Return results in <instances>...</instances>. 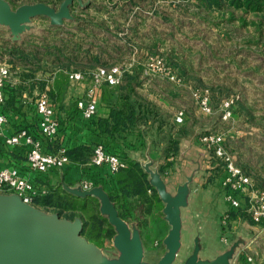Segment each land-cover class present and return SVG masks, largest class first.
Masks as SVG:
<instances>
[{"label": "rangeland", "instance_id": "rangeland-1", "mask_svg": "<svg viewBox=\"0 0 264 264\" xmlns=\"http://www.w3.org/2000/svg\"><path fill=\"white\" fill-rule=\"evenodd\" d=\"M4 1L12 10L41 3L59 17L46 11L28 14L15 32L0 19V61L9 64L10 85L22 82L13 106L35 107L39 82L51 77L46 72L56 71L50 84L58 83L60 92L47 94L53 104L60 100L62 110L73 99L77 104L85 98L99 67L119 68L122 82L103 85L101 98L113 101L125 94L147 106L150 122L138 120L135 128L155 146L164 147L174 134L179 152L181 139H190L191 147H201L203 158L214 166L219 185L231 177L230 163L249 176V184L232 194L257 227L258 254L252 260L264 264V12L226 5L209 9L197 0ZM62 62H69V68L61 69ZM73 73L83 78H70ZM30 85L37 93L23 96ZM179 111L183 119L177 122ZM0 194H7L2 187ZM32 206L81 221L78 214L69 219L68 210L60 213L52 205ZM249 207L261 214L259 220ZM97 245L108 264L117 262L121 251L112 238L102 236ZM149 254V260L156 258Z\"/></svg>", "mask_w": 264, "mask_h": 264}, {"label": "crops", "instance_id": "crops-1", "mask_svg": "<svg viewBox=\"0 0 264 264\" xmlns=\"http://www.w3.org/2000/svg\"><path fill=\"white\" fill-rule=\"evenodd\" d=\"M55 73L56 71H52L45 74L51 76V79L55 77ZM50 79H43L46 80L43 91L47 92L54 86L53 83L50 84ZM15 80L20 81L17 78ZM40 92L42 90H39ZM36 93L37 89L33 88L32 94ZM27 94V91H24L22 95ZM52 105L55 117L59 121V129L56 136L49 143H45L50 151H66L70 147L87 142L94 146L99 143L113 146L109 138L100 133L92 121L82 116L80 109L75 106L74 99L71 105L64 106L62 110L60 100ZM109 112L110 105L101 98L95 119L107 118ZM7 118V122L0 127L2 160L0 166L17 167L22 175L43 188L45 192L42 195L54 187L79 197L88 195L84 194L87 190L101 189L117 208L118 214L120 212L126 214L123 217L119 216L128 223L130 232L141 242L142 263L155 264L168 249L165 240L172 229V224L164 212L165 202L162 197L164 194L182 198L181 203L174 206L180 219V246L170 264H260V260L247 259L248 255L258 254L255 248L256 225L252 223L249 215H244L243 205L237 208L231 206L227 199V195L233 193L230 185L224 184L225 180L221 182L222 186L219 185L214 166L203 158L205 155L201 147L197 145L191 147L190 139L182 138L179 152L168 158L162 151V146H155L154 142L152 143L153 139L145 135L128 136L126 140H119L118 149L123 159L140 163L148 173L150 183L155 187L161 201L160 208L152 206L148 213L140 212L141 210L127 212L120 205L121 201L112 200V197L120 192L114 179L116 171H112L108 165L95 166L88 156L82 164L69 162L64 167L39 172L29 167L25 145L4 144V137L11 135L20 127L26 128L35 136H40L35 107L31 111L25 107L7 108ZM196 140L193 142L196 143ZM4 150L9 152L5 153ZM167 161L170 164L166 166ZM84 183H89L87 189L83 187ZM89 195L99 200L103 214L99 196ZM132 199L134 198L129 197L127 201ZM34 205L48 207L42 204ZM103 215L108 219L106 214ZM114 230L116 233L112 239L115 245L114 239L117 234L115 227ZM156 240L159 244H156ZM151 249L152 253L149 254ZM147 254L156 258L149 260Z\"/></svg>", "mask_w": 264, "mask_h": 264}, {"label": "water", "instance_id": "water-1", "mask_svg": "<svg viewBox=\"0 0 264 264\" xmlns=\"http://www.w3.org/2000/svg\"><path fill=\"white\" fill-rule=\"evenodd\" d=\"M44 11L56 20L59 18L41 3L12 10L0 0V19L14 32L28 14ZM84 194L99 196L102 213L117 230L114 242L121 255L115 264H146L141 262L139 238L130 232L128 223L119 216L109 197L99 188L87 190ZM162 197L172 229L165 240L168 249L155 264H170L180 246V219L174 206L181 203L182 198L164 194ZM81 229L80 220L71 221L45 213L22 202L15 194H0V264H108L102 249L83 237Z\"/></svg>", "mask_w": 264, "mask_h": 264}, {"label": "trees", "instance_id": "trees-1", "mask_svg": "<svg viewBox=\"0 0 264 264\" xmlns=\"http://www.w3.org/2000/svg\"><path fill=\"white\" fill-rule=\"evenodd\" d=\"M200 6H206L209 9H221L224 5L233 8H242L244 10H252L256 12H264V0H197ZM93 59L98 61V56L94 55ZM60 67V66H59ZM61 69L69 68V62H62ZM35 74V69H30V75ZM23 76V75H22ZM21 78V76H20ZM23 78V77H22ZM21 82V81H20ZM22 84V82L20 83ZM10 85L7 82L4 86L5 90V101L1 108V111L7 115V105H11L15 108L14 102L16 95L15 93L19 91V96L21 95L22 85ZM59 84L55 83L53 87L49 89V94L55 96V92H60L58 89ZM118 85V84H117ZM26 87L25 90L28 94H32V87ZM45 86L44 81L39 82L38 89L43 90ZM56 86V87H55ZM105 86H113L105 84ZM22 90V91H21ZM56 90V91H55ZM21 91V92H20ZM109 105L110 112L107 118L95 117L88 119L92 121V124L96 125L100 133L105 134L109 138L110 143L113 146L102 144L106 151L117 154L125 160L128 165L126 167L119 168L114 175L115 182L117 184L119 194L112 197L115 202L121 201L120 205L124 207L127 212L139 211L143 213H148L151 211L152 206L160 208L161 201L158 197L155 187L150 183L148 173L142 168L140 163L131 159H123V155L118 149L119 140H126L128 136H142V131L135 128L138 120H143L144 123L150 122L151 118L148 116L149 109L144 104H141L139 100L130 101V96L125 94H118V96L111 101V99H106L102 96ZM77 107V104L75 103ZM34 108V107H33ZM157 114V113H156ZM158 115V114H157ZM181 135V134H180ZM179 136V135H178ZM47 141L46 143H49ZM178 140L174 134L168 135L162 151L164 152L166 158L170 155H175L178 152ZM96 144V143H95ZM45 149L50 151L45 145ZM94 144L89 142L78 144L76 146L70 147L66 150L69 162L74 164L84 163L88 156H91L94 150ZM68 162V163H69ZM170 164L169 161L166 162V166ZM95 166H107L103 163L101 165ZM164 167V166H163ZM228 186V185H227ZM148 190L150 192H148ZM129 197H132L131 201H127ZM34 204H42L44 206L52 205L54 207L60 208L59 211L68 210L64 212L65 216L69 219L78 216L82 220L81 234L87 239L98 244V239L100 237L112 238L116 233L114 227L108 222V219L101 214L100 203L96 197L86 195L83 197L75 196L61 190L59 187L50 188L49 191L42 196H36L33 201ZM58 211V213H59ZM79 211V213H76ZM121 217L126 216L125 213H119Z\"/></svg>", "mask_w": 264, "mask_h": 264}, {"label": "built area", "instance_id": "built-area-1", "mask_svg": "<svg viewBox=\"0 0 264 264\" xmlns=\"http://www.w3.org/2000/svg\"><path fill=\"white\" fill-rule=\"evenodd\" d=\"M70 78L82 79L83 75L73 73ZM12 73L9 64L0 61V127L4 125L8 118L1 108L5 101L4 86L7 82L11 81ZM122 82V75L117 67L111 69L99 67L97 71L91 75L90 84L85 91V98L77 101V107L80 109L82 116L85 119H91L97 115L98 105L101 99V87L105 84L116 85ZM35 110L37 113V125L40 136H35L30 133L26 128L20 127L11 135L4 137V144L7 145H25L27 147L26 160L32 170L45 172L52 168L64 167L68 162V156L65 150L48 151L44 148L47 141H51L59 129V121L55 117L54 106L46 91L38 93L35 100ZM183 113L179 111L175 115L177 122L182 121ZM205 139H207L205 137ZM217 137L216 140H220ZM220 148L218 152L220 153ZM90 162L94 165L107 164L112 171H117L119 168L125 167L126 163L117 154L106 151L102 144H97L94 147L93 153L90 156ZM231 177L225 179L224 184H229L233 190L240 187L242 184H249V176L242 173L239 168L233 167L229 164ZM0 187H2L7 194H15L22 202L33 205L34 198L42 195L45 191L41 186L35 185L31 180L22 175L17 167L13 166H0ZM84 188L89 187V183L83 184ZM227 199L230 201L232 207H239V200L229 193ZM249 210L252 212V218L259 220L261 214L255 209ZM247 259L252 260L251 255Z\"/></svg>", "mask_w": 264, "mask_h": 264}]
</instances>
